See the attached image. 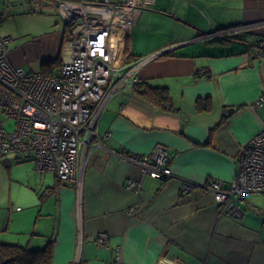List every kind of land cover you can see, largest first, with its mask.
<instances>
[{
	"label": "crops",
	"instance_id": "0c3cea01",
	"mask_svg": "<svg viewBox=\"0 0 264 264\" xmlns=\"http://www.w3.org/2000/svg\"><path fill=\"white\" fill-rule=\"evenodd\" d=\"M27 2L30 9L51 8ZM131 9L120 47L125 66L145 60L138 80L167 88L173 108L133 90L109 100L98 124L104 147L91 138L83 150L80 192L74 182L39 173L32 159L0 162L10 179L14 165L34 162L16 179L17 202L0 200V240L32 250L53 242L52 264H111L117 257L120 264H264V195L239 200L243 214L235 218L221 214L207 190L214 181L232 182L240 149L264 129V106H256L264 95V61L255 48L264 40V0H135ZM247 25L243 33L212 36ZM64 33L65 24L21 47L11 41V61L29 63L27 71H40L47 59L60 67L72 53ZM157 145L167 149L173 176L145 177L139 192L129 190L141 169L110 151L146 156ZM186 180L197 184L188 193ZM99 234L108 235L106 244Z\"/></svg>",
	"mask_w": 264,
	"mask_h": 264
},
{
	"label": "built area",
	"instance_id": "2783aa9c",
	"mask_svg": "<svg viewBox=\"0 0 264 264\" xmlns=\"http://www.w3.org/2000/svg\"><path fill=\"white\" fill-rule=\"evenodd\" d=\"M42 1L56 6L65 25H69L72 53L52 74L27 71L11 61L12 38L0 32V162L9 157L32 159L39 173H53L61 183L74 182L80 192L83 150L89 147L91 138H97V146L104 147L98 124L106 103L133 90L139 81L136 72L145 63L141 60L127 67L124 53H120L135 0H35V4ZM87 7L98 10L91 12L85 10ZM101 10L111 15L104 19ZM117 10L122 12L119 17L114 13ZM245 27L212 36L222 38ZM257 47L258 58L264 61V40ZM256 106H264V95ZM11 121L14 128L8 130L6 124ZM110 152L140 167L141 178L131 181L129 190L139 192L145 177L168 180L173 176L170 155L162 145L146 156ZM238 159L232 182L218 180L207 188L220 213L235 218L243 214L237 205L239 200L250 194L264 195V129L240 149ZM193 186L187 182L183 190L187 192ZM133 212L131 209L129 214ZM97 240L106 244L108 235L99 234ZM111 264H120V258Z\"/></svg>",
	"mask_w": 264,
	"mask_h": 264
},
{
	"label": "rangeland",
	"instance_id": "374dc122",
	"mask_svg": "<svg viewBox=\"0 0 264 264\" xmlns=\"http://www.w3.org/2000/svg\"><path fill=\"white\" fill-rule=\"evenodd\" d=\"M4 5L8 6V11L0 20V32L3 36L12 37L11 46L14 47H21L29 41L33 42L35 41L34 37L42 38L45 35L59 32L65 24L60 11L50 3L51 8L42 10L35 9L34 7L30 9L27 0H0V12L4 9ZM11 5H16L15 9ZM250 29L251 26L248 25L240 31L243 33ZM240 31L231 33H239ZM70 38V31L65 32L64 41ZM29 67V63L24 65L25 70H28ZM6 127L8 130H13L14 122H7ZM28 164L33 165L34 162L14 165L15 168L12 171L13 177L11 175V179L8 177L6 168L0 167V200L4 202L8 201V198H11L13 203L17 202L21 186L16 179L21 173L20 170ZM20 182L24 183L22 180Z\"/></svg>",
	"mask_w": 264,
	"mask_h": 264
},
{
	"label": "trees",
	"instance_id": "16d2710c",
	"mask_svg": "<svg viewBox=\"0 0 264 264\" xmlns=\"http://www.w3.org/2000/svg\"><path fill=\"white\" fill-rule=\"evenodd\" d=\"M65 26V32L70 31L69 25ZM239 40H241V37H239ZM257 45L258 43H256L255 48ZM246 49L250 50L252 48ZM257 50H259L258 47ZM126 53H128V47L125 49V54ZM169 56L171 55L169 54ZM58 63V59L45 62L42 64L41 71L46 75L52 74L57 68ZM133 91L150 103L161 107L163 110H171L173 108L171 95L169 90L165 87H153L147 82L138 81ZM197 106L200 110L203 107V102L198 100ZM16 161H18V163L23 162L21 160ZM52 259L53 242H49L43 249L32 250L19 244L5 243L0 240V264H52Z\"/></svg>",
	"mask_w": 264,
	"mask_h": 264
},
{
	"label": "water",
	"instance_id": "95a60500",
	"mask_svg": "<svg viewBox=\"0 0 264 264\" xmlns=\"http://www.w3.org/2000/svg\"><path fill=\"white\" fill-rule=\"evenodd\" d=\"M167 53H168V50H165V51H163L162 53L158 54L157 56H154V59H155V58H158V57H161V56H165ZM54 60H56V59H53V60H52V59L43 60L42 64H44L45 62L54 61ZM187 115H188V114H186V116H187ZM182 128L184 129V124L182 125ZM186 181H188V183H191L192 185H194V186L192 187V189L197 187V184H196V183H194V182H192V181H189V180H186ZM192 189H191V190H192ZM191 190H189V191H187V192H185V190H184V193H188V192H190Z\"/></svg>",
	"mask_w": 264,
	"mask_h": 264
},
{
	"label": "bare ground",
	"instance_id": "6f19581e",
	"mask_svg": "<svg viewBox=\"0 0 264 264\" xmlns=\"http://www.w3.org/2000/svg\"><path fill=\"white\" fill-rule=\"evenodd\" d=\"M85 10H88V11H91V12H96L98 9L93 8V7H87ZM114 13H115L116 17H119L122 14V12L120 10H117ZM100 14L103 16L104 19H106V17H108L109 14L111 15V12L107 13V12H104V11L101 10ZM103 37H104V34H103Z\"/></svg>",
	"mask_w": 264,
	"mask_h": 264
},
{
	"label": "flooded vegetation",
	"instance_id": "af4514ba",
	"mask_svg": "<svg viewBox=\"0 0 264 264\" xmlns=\"http://www.w3.org/2000/svg\"><path fill=\"white\" fill-rule=\"evenodd\" d=\"M217 34V33H216Z\"/></svg>",
	"mask_w": 264,
	"mask_h": 264
}]
</instances>
